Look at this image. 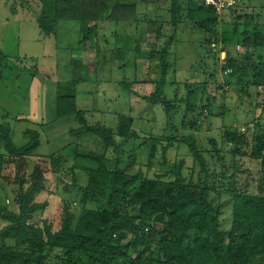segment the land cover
<instances>
[{
  "label": "trees",
  "instance_id": "obj_1",
  "mask_svg": "<svg viewBox=\"0 0 264 264\" xmlns=\"http://www.w3.org/2000/svg\"><path fill=\"white\" fill-rule=\"evenodd\" d=\"M196 1L172 0V25L177 28L187 19L211 35L220 16L203 0L201 6ZM41 2L43 9L37 22L45 36L57 34L60 20H77L81 24L79 44L98 49L100 22L137 21L133 16L137 0ZM172 39L170 36L162 49L150 55L151 62L158 58L160 71L155 91L145 97L153 105L165 100ZM244 44L253 51L244 56L243 62L227 53L225 69L232 70L230 75L251 73L253 85L263 91L264 23L253 28ZM0 59V65L10 61L19 72L25 71L16 62L18 58H8L0 51ZM210 78L215 79L213 74ZM122 85L130 87L129 83ZM206 87L207 82H195L188 88L186 111L196 113V119L185 129L195 132L202 127L199 117L212 105ZM219 110L224 114L226 107L221 105ZM65 116H74L80 123V127L70 129L72 138H98L106 150L115 153L114 161L105 152L82 150L75 143L56 154L40 156L30 168L28 159L41 143L40 133L27 130L30 139L17 146L10 127L0 125V142L5 148L0 154V182L9 186L6 194L16 205V210L0 205V264H6L7 257L15 264H264V123L255 125L257 132L252 136L242 130L225 132L224 139L232 145L229 159L220 153L217 141L210 140L221 162L218 172L210 169L195 138L184 137L194 167L199 165L200 170L192 178L184 177L179 169L166 181L144 179L141 171L132 174L128 172L132 164L121 167L125 145L137 137L132 118L122 117L117 133L100 124L90 125L78 110L76 95L59 93L57 117ZM246 158L259 164L256 176L244 168ZM80 160L95 167L87 168L88 184L80 188L85 207L76 218L72 195L79 187L77 174L83 168ZM225 194L232 204L227 228L223 221L227 202H221ZM54 199L55 208L50 210Z\"/></svg>",
  "mask_w": 264,
  "mask_h": 264
},
{
  "label": "rangeland",
  "instance_id": "obj_2",
  "mask_svg": "<svg viewBox=\"0 0 264 264\" xmlns=\"http://www.w3.org/2000/svg\"><path fill=\"white\" fill-rule=\"evenodd\" d=\"M153 1L141 0L138 14L142 17L138 21L124 25L111 20L100 22L99 50L90 44L79 46L81 24L77 20H60L56 35L41 34L31 19L41 14V0H0V51L8 58H18L20 61L16 62L25 69L19 72L12 62H1L0 125L10 127L17 146L30 139L27 130L40 133L41 143L28 159L30 168L40 156L56 154L75 143L82 150L105 152L107 158L114 161L115 153L106 150L98 138H72L70 129L80 127L74 116L68 122L63 121L61 126L55 124L59 93L75 92L78 110L84 113L90 125L100 124L117 133L121 118H132L137 137L125 145L121 167L132 164L128 172L141 171L144 179L168 181L179 169L184 177L196 178L200 166L194 167L193 156L183 141L187 136L195 138L210 169L218 172L221 162L210 140H216L220 153L229 159L232 145L224 139L225 132L242 130L252 136L257 132L255 125L264 123V90L253 85L251 73L227 75L220 52L225 50L232 58L243 62L244 56L253 51L244 40L256 25L264 23V0H238L235 8L223 12L211 35L203 26L187 19L175 28L168 10L171 0H163L158 16L154 11L157 0ZM198 3V6L203 4L201 0ZM184 9L187 15V6ZM140 20L142 22L137 24ZM135 35L140 42L139 51L131 48L135 45ZM170 36L173 39L165 100L153 105L145 97L155 91L160 71L158 58L151 62L150 55L162 49ZM208 39L212 43L217 39V47L208 44ZM257 56L258 53L254 59ZM212 74L215 79L210 78ZM124 82L130 84L128 89L122 85ZM195 82H207L212 105L199 117L198 124L202 127L193 132L184 127L196 119V113L186 111L188 88ZM199 97L200 92L197 99ZM221 105L226 107L224 114L219 110ZM116 139L121 141L118 136ZM4 151V144L0 142V154ZM79 162L83 166L77 174L79 187L72 195V211L76 218L85 207L80 188L88 184L87 168L95 167L87 161ZM243 165L253 176L257 175V162L246 158ZM54 179L52 177V189L56 183ZM7 192L9 186L0 182V205L16 210ZM228 200L227 194L221 199L227 202L223 207L226 228L232 211ZM55 205L54 199L50 210H54ZM5 262L15 264L8 257Z\"/></svg>",
  "mask_w": 264,
  "mask_h": 264
},
{
  "label": "crops",
  "instance_id": "obj_3",
  "mask_svg": "<svg viewBox=\"0 0 264 264\" xmlns=\"http://www.w3.org/2000/svg\"><path fill=\"white\" fill-rule=\"evenodd\" d=\"M153 1V0H152ZM169 1V0H168ZM172 1V0H171ZM140 2H141V0H137V6H136V9H135V12L133 13V16H135L136 17V19H137V21H138V18H141L142 16H141V14H138L139 13V11H138V8H140L141 6H140ZM146 2V1H145ZM154 2V1H153ZM156 3L158 4L155 8H154V11L157 13L155 16H158V13H160V10H162V8H163V6H162V3H164V1L163 0H161V1H159V0H157L156 1ZM198 1H196V5L198 6ZM169 9V11H170V7H168ZM132 16V17H133ZM131 17V18H132ZM31 19L33 20V21H35V23H36V25H38V22H37V16H34V17H31ZM140 22H142L141 20L139 21V22H137V24H140ZM119 24H122V25H124L126 22L125 21H120V22H118ZM38 27H39V25H38ZM39 29H40V27H39ZM137 32V31H136ZM135 32V33H136ZM40 33L41 34H43L42 33V31H41V29H40ZM99 33H100V29H99ZM44 35V34H43ZM139 40L137 39V37H136V35H135V45H133V47H131L132 49H135L136 51H139V49H140V47H139ZM85 44V43H84ZM86 44H88V43H86ZM81 44H79V46H80ZM89 45V44H88ZM149 45H154V44H152V43H149ZM89 46H91V45H89ZM84 67H87V66H84ZM74 94H75V92H74ZM58 97V96H57ZM77 107H78V103H77ZM73 119V117L72 116H65V117H61V118H59V117H57V119H56V122H55V124L56 125H59V126H61V124L63 123V121H66V122H68V121H70V120H72ZM58 127V126H57ZM57 127H55V130L57 131ZM74 128V127H73Z\"/></svg>",
  "mask_w": 264,
  "mask_h": 264
},
{
  "label": "built area",
  "instance_id": "obj_4",
  "mask_svg": "<svg viewBox=\"0 0 264 264\" xmlns=\"http://www.w3.org/2000/svg\"><path fill=\"white\" fill-rule=\"evenodd\" d=\"M203 1H204V5L213 9L218 16H221L224 11L233 9L238 5V0H203ZM212 47L214 48L217 47L216 41H213ZM221 54L222 56H224L222 59L225 60L227 57V53L225 52V50H222ZM225 73L227 75H230L232 73V70L228 68L226 69Z\"/></svg>",
  "mask_w": 264,
  "mask_h": 264
}]
</instances>
